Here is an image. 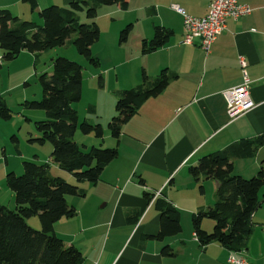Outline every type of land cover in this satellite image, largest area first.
I'll list each match as a JSON object with an SVG mask.
<instances>
[{"label": "crops", "instance_id": "crops-1", "mask_svg": "<svg viewBox=\"0 0 264 264\" xmlns=\"http://www.w3.org/2000/svg\"><path fill=\"white\" fill-rule=\"evenodd\" d=\"M61 1L67 5L71 0ZM209 2L129 0L125 11L114 5L97 9L95 22L100 32L97 43L104 40L103 35L111 39L103 43V48L112 59L107 63L96 53L98 69L103 73L93 74L89 81L94 82L98 74L96 87L100 92L96 93L103 99L107 96L108 110L114 112L118 92L139 86L143 75L151 82L165 70L170 79L158 96L143 102L121 127L118 156L104 168L99 181L95 185L78 184L85 193L83 200L66 198L69 206H75L76 214L59 220L53 229L65 245L83 252L80 264H223L230 254L216 243L201 247L196 240L191 217L213 205L216 183L203 176L195 179L189 169L201 157L252 140L264 132V0H237L249 6L251 13L236 20L228 19L225 30L206 54L198 39L191 45L183 43L182 17L171 6H179L187 15L203 17ZM9 6L0 0V9L9 10ZM102 19L107 23L106 31L101 28ZM127 25H131L130 32L117 46V36ZM155 26L171 30L172 35L163 47L143 54L142 41L152 39ZM123 45L132 47L126 50ZM239 57L245 62L244 68ZM243 72L249 80L254 107L230 119L223 93L242 83ZM102 131V142L112 140L116 144L103 127ZM77 137L75 133L74 141L78 144ZM86 139L89 143L81 145L85 150L97 143L93 138ZM1 158L8 171V154L3 147L0 162ZM263 160L264 145L252 157L233 159V173L255 175ZM49 161L48 156L46 162ZM240 165L242 168L237 170ZM49 166L51 176L69 182L73 179L55 163ZM14 172H18L16 168ZM145 193L151 195V201L146 200ZM8 197L14 199L11 192ZM159 198L179 212L181 226L178 235L161 241L148 238L159 231V213L153 204ZM85 203H90L88 212L83 211ZM260 203L252 216L246 249L236 253L250 264H264V186ZM212 226L206 219L201 223L208 233ZM165 247L171 249V255L162 253Z\"/></svg>", "mask_w": 264, "mask_h": 264}, {"label": "trees", "instance_id": "trees-1", "mask_svg": "<svg viewBox=\"0 0 264 264\" xmlns=\"http://www.w3.org/2000/svg\"><path fill=\"white\" fill-rule=\"evenodd\" d=\"M32 11L37 10L36 0H20ZM117 6L125 11L129 0H71L67 6L51 5L38 11L41 25L21 20L9 10L0 9V51L4 62L13 61L21 52L38 57L41 53L63 46L75 34L72 45L86 63L99 68V59L91 47L99 41L100 32L95 22L97 9L101 6ZM85 12L89 21L82 24L78 14ZM131 25L120 31L119 41L124 42ZM172 31L155 26L151 40L142 41L141 52L149 54L167 44ZM50 75L41 73L38 81L42 90L41 100L26 102L33 110L44 112L46 119L35 122L37 137L29 143L52 145L49 158L59 169L70 174L77 184L95 185L104 170L118 156L117 142L121 127L137 112L143 102L158 96L170 79L163 70L149 82L143 75L142 83L118 92L114 104L115 115L107 123L110 137L116 146L110 149L81 148L74 135L79 128L83 135L93 134L103 138L100 125L79 122L73 106L81 99L83 67L68 59L58 57L51 61ZM11 119V111L0 97V121ZM264 145V132L252 140H244L227 146L224 150L201 157L190 167L192 177L203 176L216 183L214 203L191 217V226L201 247L216 243L229 252L241 253L246 249L251 234L252 216L261 201L264 186V160L256 175L243 179L233 174V159H247ZM22 173L9 172L5 185L14 197L12 210L0 205V264H80L82 253L73 245L67 246L55 235L54 225L61 219L75 216L76 210L69 206L66 197H84L76 185L60 177L50 175L48 163L22 162ZM147 201L151 195L144 194ZM154 207L159 213V231L150 239L163 240L181 232L179 212L165 199H155ZM36 217L39 230L29 227L27 221ZM213 222L211 233L201 228L203 220ZM165 256L171 249L163 248Z\"/></svg>", "mask_w": 264, "mask_h": 264}, {"label": "rangeland", "instance_id": "rangeland-1", "mask_svg": "<svg viewBox=\"0 0 264 264\" xmlns=\"http://www.w3.org/2000/svg\"><path fill=\"white\" fill-rule=\"evenodd\" d=\"M14 1H17V4H12ZM47 1L49 4H47ZM54 1V2H51ZM139 0H134V2H138ZM2 3H8L9 11L13 16L19 15V19L25 21H33L38 25H41V20L38 17V11L44 9L51 5L57 6H67L63 5L61 0H38V9L35 10L32 14V10L27 4H23L20 0H2ZM54 3V4H53ZM79 21L82 24L88 23L89 21L85 17V12H80L78 14ZM110 18H108L109 20ZM101 28L103 31L107 29V23L102 19ZM120 32L117 36V46L119 43ZM75 37V34H72L70 39L61 47H57L51 50H47L41 53L38 57H34L30 53L21 52L16 59L10 62H4L1 59V51H0V97L5 101L6 106L11 111V119L8 121H0V157L2 156V147L3 150L6 149V154H8V171H5V162L1 158L0 166H2V172L0 169V197L2 202L7 209L12 210L14 206V199H10L8 195L10 194L9 189L5 185V176L9 172H13L15 175L19 176L22 173V162H32L35 164H43L47 163L48 156L52 151V145L48 142L43 145H39L36 143H29V139H33L37 137V133L34 129V123L37 121H43L46 119L45 114L41 110H33L26 106V102L31 101H40L42 97V90L38 81V76L41 73H47L48 75L52 72L51 61L62 57L68 59L70 61L76 62L83 67L82 71V94L80 101L73 106L77 111L79 122L86 120L91 125H101L103 127L106 135H109L107 129V123L109 122L108 118L111 119L115 113L112 112V109L108 110L107 96L105 95V99L99 97L97 95V81L98 74L95 76V81H89L93 74L100 73L96 68L89 66L83 57L79 56L72 45V40ZM103 41L100 43H96L93 45L92 54L100 53V57L105 59L108 63L111 61V55L104 51L103 43L111 42V39L108 36L103 35ZM132 42V41H131ZM131 44V43H130ZM132 45H123L122 49H130ZM104 51L101 52V51ZM103 53V54H102ZM103 69V67L101 68ZM112 79L113 76L110 75ZM97 86V87H96ZM103 90V89H101ZM100 92V91H98ZM103 94V93H100ZM114 108V106H113ZM107 113H113L112 116H108ZM93 123V124H92ZM78 145L82 148V142L89 143L86 138H93L97 141L95 146H91L87 149L89 150L91 147H101L103 149H110L116 146L114 141L102 142L101 138H96L93 134L83 135L79 128L76 131ZM80 138H83L80 140ZM113 142V143H112ZM86 143V144H87ZM38 150V153L33 152V149ZM50 149V150H49ZM46 159V160H45ZM240 162V161H239ZM243 162V161H242ZM2 164V165H1ZM48 164H52V161H49ZM240 164V163H239ZM17 169L18 172H14V169ZM242 168V165L237 167L238 169ZM244 171V168L242 169ZM237 175L238 173H233ZM248 175V174H245ZM256 175V172H255ZM254 174L251 176H242L238 174L237 176L242 177L243 179H250L255 176ZM67 183L71 185H76V181L74 178ZM68 199H76L81 201L82 197H70L67 196ZM80 198V199H78ZM88 204L83 205V211L88 212ZM75 208V206H74ZM76 209V208H75ZM77 211V210H76ZM209 222H212L208 220ZM29 227L35 230L40 229V225L36 217H32L27 221ZM213 223V222H212ZM213 229V226H212ZM212 232V231H211ZM209 232V233H211ZM83 251V250H82ZM83 253V252H82ZM83 256V254H82Z\"/></svg>", "mask_w": 264, "mask_h": 264}, {"label": "built area", "instance_id": "built-area-1", "mask_svg": "<svg viewBox=\"0 0 264 264\" xmlns=\"http://www.w3.org/2000/svg\"><path fill=\"white\" fill-rule=\"evenodd\" d=\"M171 8L182 17L184 29L183 43L191 45L194 39L200 42V48L207 54L212 43L225 30L228 19L236 20L239 17L247 16L251 13V8L240 4L237 0H210L208 10L203 17H193L187 15L185 11L177 5ZM242 68L245 67L244 60L239 57ZM226 101V111L230 119H235L246 114L253 109L254 104L249 96V80L243 72L242 83L224 93ZM223 264H250L244 256L230 252L227 260Z\"/></svg>", "mask_w": 264, "mask_h": 264}, {"label": "water", "instance_id": "water-1", "mask_svg": "<svg viewBox=\"0 0 264 264\" xmlns=\"http://www.w3.org/2000/svg\"><path fill=\"white\" fill-rule=\"evenodd\" d=\"M260 204H261V203H260ZM259 206H260V205H259ZM258 208H259V207H258ZM258 208H257V209H258ZM257 209H256V210H257ZM256 210H255V211H256Z\"/></svg>", "mask_w": 264, "mask_h": 264}]
</instances>
